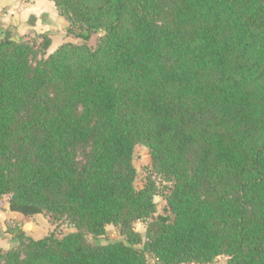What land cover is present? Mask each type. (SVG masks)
<instances>
[{"label":"trees","instance_id":"obj_1","mask_svg":"<svg viewBox=\"0 0 264 264\" xmlns=\"http://www.w3.org/2000/svg\"><path fill=\"white\" fill-rule=\"evenodd\" d=\"M49 1L80 43L48 55L0 14V198L75 232L10 226L0 264H264V0Z\"/></svg>","mask_w":264,"mask_h":264},{"label":"rangeland","instance_id":"obj_2","mask_svg":"<svg viewBox=\"0 0 264 264\" xmlns=\"http://www.w3.org/2000/svg\"><path fill=\"white\" fill-rule=\"evenodd\" d=\"M22 2H26L24 0H21ZM31 2V1H28ZM27 2V3H28ZM42 7H45L43 10L46 12L45 15H42L40 17L41 23L39 24H50V29L52 30L51 33L53 34V45L50 48L48 55L52 53V51L62 44L65 43H80V40L76 39L72 34L68 33L67 31V22L62 25H58L55 23V20L57 17L53 16L54 7L51 9L47 8L45 5ZM7 11V10H6ZM17 11L21 12L22 10L19 8ZM51 12L52 15H51ZM8 13L6 12V15ZM56 14V13H54ZM50 15L52 16L50 18ZM50 21V22H49ZM9 25L3 24L8 28V31L13 35V37L17 40H26V41H33L38 40V36L44 35L45 33H42L44 31L38 30V31H29L27 33L19 32L16 25H13L12 22L9 19ZM50 35V33H46ZM105 35L103 31L98 32L92 36L91 41L89 42V45L91 47H96L97 42L100 38H102ZM4 35L0 33V41L3 40ZM53 48V49H52ZM41 58V57H40ZM151 158L148 153V149L143 145H138L135 150V156H134V166L137 170V178L135 185L138 189H143L147 180L150 176L157 182V188L158 193L155 196V199L157 198V208L158 213L153 217V219H158L159 216H167L169 214L167 203L165 201V195L169 193L171 190V184L166 182H161L160 179H156L155 175H152L151 173ZM154 199V200H155ZM8 197H1L0 198V252H6L13 246H15L17 243L14 242V239L12 235L9 233L10 226H17L19 228L23 227V230L26 232L28 236H30L34 240H41L51 233H55L58 238H61L69 233L75 232V229L69 226L68 224L60 225L59 227H56L53 225L49 218L45 215H36L32 217H26L22 214H17L22 218H25V221H17L11 217L8 216L9 212V205H8ZM135 229L138 231L144 238L146 233V225L144 223L138 222L135 224ZM107 235L99 238L97 240H94L91 235H87V238L90 242L94 244H102L107 245L111 242L120 241L123 240V237L120 234V231L118 228H116L113 225H108L106 227ZM139 248H143V245L138 246ZM229 257L228 256H221L219 257L213 264H228Z\"/></svg>","mask_w":264,"mask_h":264},{"label":"crops","instance_id":"obj_3","mask_svg":"<svg viewBox=\"0 0 264 264\" xmlns=\"http://www.w3.org/2000/svg\"><path fill=\"white\" fill-rule=\"evenodd\" d=\"M43 5H45L49 9L54 7L55 11L53 12L56 14L51 12V15L53 13V16L55 15L57 17V19L55 20L56 24L63 25L65 23L66 25L65 20L59 16L54 3L49 0H31V2L28 3L22 2L21 0H0V14H2L1 21L3 24H6L7 26L9 25V23H11L9 22V19L11 21H14L12 22V24L16 25L19 32L22 33H27L29 31H38V30L44 31L42 33H50L51 39L53 41V34L51 33L52 30L50 29L51 27L50 24L49 23L43 25L39 24L41 23V21L38 19H40L42 15H45L44 13L46 12L45 10H43L45 8L42 7ZM19 8L22 10L21 12L17 11ZM6 12L8 13L7 15ZM51 15L50 18L52 17ZM7 214L9 217L17 221H21V222L25 221V218H22L19 215H17L18 213L11 212L9 210ZM21 228L23 229V227Z\"/></svg>","mask_w":264,"mask_h":264},{"label":"water","instance_id":"obj_4","mask_svg":"<svg viewBox=\"0 0 264 264\" xmlns=\"http://www.w3.org/2000/svg\"><path fill=\"white\" fill-rule=\"evenodd\" d=\"M155 203H157V198L155 199Z\"/></svg>","mask_w":264,"mask_h":264}]
</instances>
